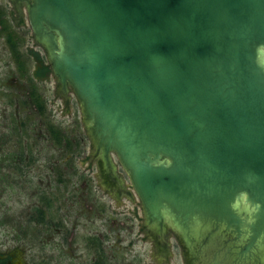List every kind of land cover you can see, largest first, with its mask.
Returning <instances> with one entry per match:
<instances>
[{
	"label": "water",
	"instance_id": "water-1",
	"mask_svg": "<svg viewBox=\"0 0 264 264\" xmlns=\"http://www.w3.org/2000/svg\"><path fill=\"white\" fill-rule=\"evenodd\" d=\"M19 3L146 222L187 264H264V0Z\"/></svg>",
	"mask_w": 264,
	"mask_h": 264
},
{
	"label": "rangeland",
	"instance_id": "rangeland-1",
	"mask_svg": "<svg viewBox=\"0 0 264 264\" xmlns=\"http://www.w3.org/2000/svg\"><path fill=\"white\" fill-rule=\"evenodd\" d=\"M0 6L21 37L20 50L37 49L50 63L25 6L15 0ZM29 65L34 74L31 55ZM37 84L47 121L60 126L73 147L56 143L28 102L27 81L0 28V253L13 255L12 264H187L174 234L146 222L115 153L112 168L96 154L73 89L64 90L53 72ZM40 209L44 221L34 218Z\"/></svg>",
	"mask_w": 264,
	"mask_h": 264
},
{
	"label": "trees",
	"instance_id": "trees-1",
	"mask_svg": "<svg viewBox=\"0 0 264 264\" xmlns=\"http://www.w3.org/2000/svg\"><path fill=\"white\" fill-rule=\"evenodd\" d=\"M0 27H1V31L3 35L5 36L6 42L10 48L13 59L15 63L17 64L18 70L27 81L28 90L26 93V97L28 99V102L30 103V105H34L37 108L39 115H42L43 118L45 119V128L50 133L53 140L58 144H63V142H66L64 147H67V148L73 147L72 146L73 142L67 136L66 132L60 126L54 124L51 121H47L48 115H47L46 102L42 96L40 88L35 79V77L37 76L35 74H31L30 72V65H29L30 54L29 53H31V51L27 53V52H22L20 50V40L18 38V33L14 30L12 25L9 23V20L6 17L5 11H2L1 9H0ZM35 56L37 57L38 60L44 63V59L41 57L39 52L35 53ZM48 71H50V67L49 65L45 64L43 68L40 70L39 74L43 76ZM79 144L80 142L77 141L76 146H74L75 149L79 147ZM40 211L41 213H39L38 216H34V218L44 221L43 210L40 209ZM102 261L103 260H100V261L97 260L96 264H105Z\"/></svg>",
	"mask_w": 264,
	"mask_h": 264
},
{
	"label": "flooded vegetation",
	"instance_id": "flooded-vegetation-1",
	"mask_svg": "<svg viewBox=\"0 0 264 264\" xmlns=\"http://www.w3.org/2000/svg\"><path fill=\"white\" fill-rule=\"evenodd\" d=\"M18 2L19 1H21V0H17ZM25 1V0H24ZM0 9L2 10V11H5V13H6V10L3 8V6L1 7L0 6ZM6 17H7V14H6ZM13 27V26H12ZM1 28V27H0ZM16 31V30H15ZM17 32V31H16ZM18 33V32H17ZM18 38H19V40H21V37H20V35H19V33H18ZM21 42V41H20ZM6 44H7V42H6ZM7 46H8V44H7ZM8 48H9V46H8ZM10 49V48H9ZM30 51H31V53H29L31 56H32V58L33 59H35V61H36V67H35V70L33 71V73L37 76V77H35V79H36V81H37V79L38 78H41V77H44V76H48L51 72H52V69H51V67H50V63H47L45 60H44V63L42 62V61H40V60H38L37 59V57L35 56V53H37V52H39L37 49H30ZM23 52V51H22ZM35 52V53H34ZM15 62V61H14ZM16 64V63H15ZM45 64H47V65H49V67H50V71H48L45 75H43V76H41L40 74H39V72H40V70L43 68V66L45 65ZM16 67H17V64H16ZM18 69V68H17ZM19 71V70H18ZM41 76H39V75ZM39 76V77H38ZM28 90V89H27ZM42 93V92H41ZM14 258V256L13 255H5V254H2V253H0V264H12V259Z\"/></svg>",
	"mask_w": 264,
	"mask_h": 264
}]
</instances>
